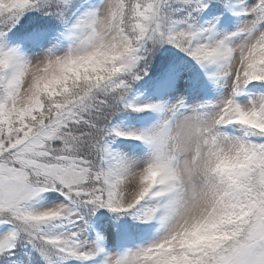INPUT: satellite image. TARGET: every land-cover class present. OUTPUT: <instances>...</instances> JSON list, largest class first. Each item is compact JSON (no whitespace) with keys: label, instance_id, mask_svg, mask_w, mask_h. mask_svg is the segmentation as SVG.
<instances>
[{"label":"snow or ice","instance_id":"6c2138e0","mask_svg":"<svg viewBox=\"0 0 264 264\" xmlns=\"http://www.w3.org/2000/svg\"><path fill=\"white\" fill-rule=\"evenodd\" d=\"M0 264H264V0H0Z\"/></svg>","mask_w":264,"mask_h":264}]
</instances>
